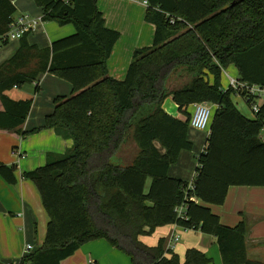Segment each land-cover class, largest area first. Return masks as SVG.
Returning <instances> with one entry per match:
<instances>
[{"label": "trees", "instance_id": "1", "mask_svg": "<svg viewBox=\"0 0 264 264\" xmlns=\"http://www.w3.org/2000/svg\"><path fill=\"white\" fill-rule=\"evenodd\" d=\"M146 1L152 43L133 50L122 80L106 64L119 33L104 25L96 0H34L41 20L70 23L74 31L39 48L27 42L28 30L0 64V130L20 134L32 104V95L15 99L7 91L34 83L38 92L42 73L71 86L68 96L53 99L43 125L70 139V147L21 173L36 185L48 220L42 245L19 264H59L97 238L129 255L131 264H208L196 248L186 249L180 262L173 252L164 255L160 241H139L170 223L212 235L223 264H261L246 257L243 222L225 226L207 205L222 204L230 185H264V98L248 119L231 101L230 87L221 85V70L231 64L240 80L264 87V0ZM15 11L10 0H0V34ZM167 97L178 116L163 109ZM197 102L213 107L190 190L167 171L192 147L188 107ZM129 141L135 152L124 161ZM15 169L0 163V176L14 184ZM180 203L186 218L173 211Z\"/></svg>", "mask_w": 264, "mask_h": 264}, {"label": "crops", "instance_id": "2", "mask_svg": "<svg viewBox=\"0 0 264 264\" xmlns=\"http://www.w3.org/2000/svg\"><path fill=\"white\" fill-rule=\"evenodd\" d=\"M10 2L16 9L14 19L18 16H25L28 19H38L42 16V7L37 6L34 0H10ZM96 7L102 14L104 25L119 33L106 64L108 74L115 79L122 80L133 50L151 45L154 25L144 19L146 7L135 0H96ZM73 31L74 27L70 23L59 25L55 21L41 20L27 33L25 38L29 44L44 48L48 47L51 41L69 35ZM38 32L43 36L35 34ZM14 40L16 42L13 46L10 41ZM3 45L0 47V64L15 52L19 39L9 40ZM228 68L232 69L235 77H238L237 69L231 64L221 71L230 74ZM60 80L63 79L51 73L40 74L37 78L40 91L43 85L51 83L45 100L37 101L38 93L34 95L27 117L20 127V134L0 130V163L13 164L16 167L14 184L7 183L0 176V264L8 262L16 264L25 254L23 249L26 244L32 245L31 252H33L42 245L44 240L48 216L42 206L36 185L32 180L23 178L21 173L44 165L52 156L56 158L62 155L71 145L70 139L61 137L51 128L43 127L45 116L53 110V99L56 96H68L61 89L64 86L60 84ZM23 85L12 88L7 91V94L15 99L30 96L25 92L22 95L17 94ZM70 91L71 86L69 94ZM169 101L173 103L166 98V102ZM168 104H164L166 110L167 107L171 109V111L167 110L168 113L172 112L170 114L178 116L176 105ZM188 109L191 112L192 105ZM242 115L248 119L253 118V116ZM202 131H204L205 139L200 153L205 150L209 130H196L191 127L187 130V138L191 144L197 143L198 138H203V134H198ZM260 137L264 140L263 131ZM154 144L160 153L164 152L158 142L155 141ZM189 151L181 150L176 161L168 167L167 172L170 177L179 178L188 183L193 181L196 174L197 156L200 153L195 156L196 163L193 173L190 174L193 163L188 157ZM190 175V179L187 180ZM148 185L149 179L146 181V190ZM207 206L225 226L232 227L240 221L243 222L246 257L264 264V185H230L222 204H208ZM173 234L178 235V240L170 246L169 241ZM138 239L146 246H155L160 241L164 255L168 256L170 252H173L180 262L184 260L186 249L196 248L209 258L208 264H223L218 245L212 235L183 228L175 223L156 227L150 234L141 235ZM123 263L131 264L129 255L110 245L106 239L97 238L82 243L59 264Z\"/></svg>", "mask_w": 264, "mask_h": 264}, {"label": "built area", "instance_id": "3", "mask_svg": "<svg viewBox=\"0 0 264 264\" xmlns=\"http://www.w3.org/2000/svg\"><path fill=\"white\" fill-rule=\"evenodd\" d=\"M63 2H67L68 0H62ZM143 4L147 7L146 0H135ZM41 21V18L38 19H28L25 16H18L13 19L8 24V29L6 32L0 34V47L8 42L9 40L19 39L25 32L31 30L38 22ZM170 23L174 21L173 17L169 18ZM227 78V86L235 90L237 95H240L244 98L245 102L249 105L253 117L255 113L258 111L259 104L261 99L264 98V87H261L256 84H248L239 77H233L224 72ZM213 105L208 104L207 102H197L192 104V110L189 117V127L194 128L196 130H207L208 131V124L212 112ZM187 189L192 190L193 185L192 182L188 183ZM189 200L196 199L194 197H188ZM185 204L180 203L173 208L174 213L177 215L178 218H186L185 212ZM178 240V235L173 234L170 238V246H173L175 242ZM33 250L31 244H26L23 251L24 257L26 254L30 253ZM22 258H20L21 260ZM20 260L16 263L19 264ZM6 264H13V263H6Z\"/></svg>", "mask_w": 264, "mask_h": 264}, {"label": "rangeland", "instance_id": "4", "mask_svg": "<svg viewBox=\"0 0 264 264\" xmlns=\"http://www.w3.org/2000/svg\"><path fill=\"white\" fill-rule=\"evenodd\" d=\"M35 34H39V35L43 36V34H41L39 32L35 33ZM10 42L14 46L16 41L14 40V41H10ZM228 71L230 73L229 74L230 76L232 75L233 77H235V74L232 71V69L228 68ZM224 72L225 71H223V72L221 71V81H222L221 85H222V89L225 90L228 86H227L226 78L224 77L225 76ZM59 82H60V84H62V86H64L61 88L64 91V93H67L66 95H69V88H70L69 84L64 80H60ZM42 87H43L42 91H40V89H39L38 92L33 93L34 83L33 84L32 83H25L22 87H20L19 91H17V94L22 95L25 92V93H29L30 95H32V98H34L35 97L34 95L38 93V95H37L38 97L36 100L37 101L45 100V98L47 97L46 93L51 88V83H46V86L43 85ZM230 89L232 90L231 101L233 102V104L235 105L237 110L240 113L246 115L247 117L253 116L252 111H251L249 105L245 102L244 98L240 95H237L235 93V90H233L232 88H230ZM167 98H169V97H167ZM165 103H169L168 105H170V106L173 105V103H171L170 101L166 102V98L163 100L162 105L164 106ZM35 109H36V107H35ZM167 110L171 111V109L168 107H167ZM170 113H172V112H170ZM203 132L204 131H202V133L199 132L198 134L202 135ZM204 139H205V136L203 134V138H198L197 143H195V142L192 143V147H191L190 151L188 152V157L193 163V167L191 169L192 172H190V174L193 173L194 165L196 163V157L195 156H197L198 153H200V151L203 147V144H204ZM134 152H135V146H134V143L132 141H129L127 144H124V147L122 149V157H123L124 161H128L131 158V156L134 154ZM53 158H54V156H52L49 159L51 160ZM190 177H191V175L189 176V178L187 180H189ZM122 256H124V255H122Z\"/></svg>", "mask_w": 264, "mask_h": 264}, {"label": "water", "instance_id": "5", "mask_svg": "<svg viewBox=\"0 0 264 264\" xmlns=\"http://www.w3.org/2000/svg\"><path fill=\"white\" fill-rule=\"evenodd\" d=\"M163 109L165 110V111H167L165 108H164V106H163ZM168 112V111H167Z\"/></svg>", "mask_w": 264, "mask_h": 264}]
</instances>
